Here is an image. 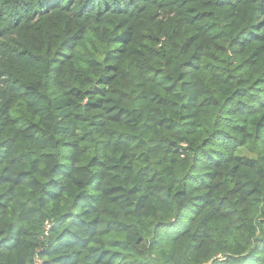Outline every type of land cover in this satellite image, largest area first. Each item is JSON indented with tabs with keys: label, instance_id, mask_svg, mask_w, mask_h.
Listing matches in <instances>:
<instances>
[{
	"label": "trees",
	"instance_id": "trees-1",
	"mask_svg": "<svg viewBox=\"0 0 264 264\" xmlns=\"http://www.w3.org/2000/svg\"><path fill=\"white\" fill-rule=\"evenodd\" d=\"M0 264H264V0H0Z\"/></svg>",
	"mask_w": 264,
	"mask_h": 264
},
{
	"label": "built area",
	"instance_id": "built-area-1",
	"mask_svg": "<svg viewBox=\"0 0 264 264\" xmlns=\"http://www.w3.org/2000/svg\"><path fill=\"white\" fill-rule=\"evenodd\" d=\"M45 226H46V229L48 230V229L51 228V223L49 221H47L46 224H45Z\"/></svg>",
	"mask_w": 264,
	"mask_h": 264
}]
</instances>
